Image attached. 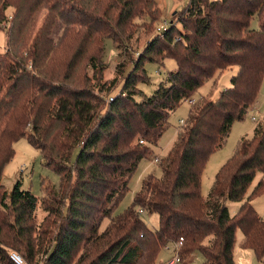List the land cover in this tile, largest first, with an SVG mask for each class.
<instances>
[{"label": "trees", "instance_id": "trees-1", "mask_svg": "<svg viewBox=\"0 0 264 264\" xmlns=\"http://www.w3.org/2000/svg\"><path fill=\"white\" fill-rule=\"evenodd\" d=\"M43 9L49 14L35 31ZM159 16L156 0H0V25L7 21L8 31L7 50L0 54V264H16L12 252L24 264H156L164 247L180 240L184 259L200 253L202 264H236L238 231L242 248L264 256V218L252 204L264 194V126L241 140L209 196L202 192L207 161L260 95L264 0H190L176 13L177 22L139 53L115 96L114 84L90 88L85 74L77 76L85 70L98 80L106 70L105 38L122 50L136 21L154 26ZM253 19L258 29L251 27ZM57 20L65 25L59 42L52 38ZM168 58L177 69L140 98L139 84L149 81L145 64L163 65ZM235 66L231 88L192 106L169 155L159 159L162 178L146 177L131 207L115 216L171 113L217 71ZM25 137L60 177L58 187H46L42 222L35 216L39 199L30 190L20 181L11 192L2 184L14 145ZM258 173L263 177L247 196ZM228 201L243 202L235 216ZM143 214H158L159 228L148 227Z\"/></svg>", "mask_w": 264, "mask_h": 264}, {"label": "rangeland", "instance_id": "rangeland-1", "mask_svg": "<svg viewBox=\"0 0 264 264\" xmlns=\"http://www.w3.org/2000/svg\"><path fill=\"white\" fill-rule=\"evenodd\" d=\"M156 2L160 9L158 21L154 26L151 25L148 20L136 21L137 25H134L132 28V34L123 39L122 50L117 47L118 43H115L112 38H105V54L103 61L106 70L104 71L103 76L98 77V80H93L92 72L88 71L86 73L85 70H78L77 76L80 75L82 79L85 74V77L91 80H86L85 84H88L90 88H95L100 85L101 87L106 86L108 88L110 87V84L111 86L114 84V86L111 87L112 90L110 95L115 96L119 94L124 85L125 78L133 69L134 60L138 58L139 53L144 50L150 40H152L156 34H159L157 29L165 20H167L169 24L174 20L173 23H176V13L180 14L183 12L189 5L190 0H156ZM13 12L12 9L8 10V20H11ZM48 14L49 11L43 9L39 15L36 16L35 31H38L40 27H42ZM6 23L7 21H3L2 25H0V54L5 53L7 50L8 31L4 29ZM251 27L253 29L259 28L257 19L251 21ZM64 29L65 25L63 22L57 20L52 33L53 40L59 42V38L62 36ZM75 30L82 32V28H79V26H77ZM119 67H122L121 71H119ZM144 67L149 77V81L147 83L139 84L138 90L141 93V95H139L140 98L152 95L158 86L166 81L168 74L177 69V63L175 60L168 58L165 59L163 65L156 62H147ZM237 72L238 67L236 66L225 71H217L191 99L194 100V103H192L191 100H187L171 113L168 120L169 127L167 131L164 133L158 144L151 148L150 157L144 159L140 163L130 182L129 191L114 212L115 216L124 214L131 207L133 199L136 193L140 191L142 182L146 177L153 175L157 178H162V161L156 162L155 160L157 158L160 160L167 158L176 142L178 129L187 124L192 106L194 104L196 106L203 97L213 100L218 98L222 91L232 87V78L237 75ZM108 100L109 102L112 101L111 98ZM182 120L186 122L184 125L180 123ZM258 125L264 126V78L257 104L248 112L244 120L234 123L225 145L212 154L207 161L202 176V192L205 198L209 196L214 186L216 176L221 168L236 154L241 140L244 138L252 139ZM14 149L15 155L5 167L2 184L8 192H11L14 185L20 181L23 189L30 190L39 199L35 216L37 222H42L47 215L43 210L41 201L42 198L47 196L45 191L46 187H58L60 177L52 169L44 166V158L40 151L37 150L26 137L18 140L14 145ZM77 154L78 149L75 150L73 158H75ZM262 177V173L257 174L251 188L248 190L247 196L252 195ZM242 204L243 202L228 201L227 207L230 214L235 216ZM252 204L259 215L264 218V194L253 198ZM142 217L144 222L151 229L155 230L159 228L160 219L158 214H143ZM107 224L108 220L105 221L103 227H106ZM242 239L243 233L238 231L234 250L236 264H264V256L258 257L252 250L241 247ZM166 248L167 247L165 246L164 250L159 254L156 264H161L168 257L167 251H165ZM76 258L78 259V257ZM185 260L187 264H202L203 256L200 253H195L193 255H187Z\"/></svg>", "mask_w": 264, "mask_h": 264}, {"label": "built area", "instance_id": "built-area-1", "mask_svg": "<svg viewBox=\"0 0 264 264\" xmlns=\"http://www.w3.org/2000/svg\"><path fill=\"white\" fill-rule=\"evenodd\" d=\"M169 25H170L169 22L167 20H165L162 23V25L157 29L159 34H163L167 30ZM191 102L194 103V100H191ZM180 123L182 125H184L186 122L184 120H182V121H180ZM155 161L160 162L159 158H157ZM182 247H183V241L182 240L176 242L172 246H167L166 250L171 252V257L167 261L166 264H187L186 260L184 258H182V256L180 255V251H181ZM11 259L16 264H24L22 258L16 253L11 254Z\"/></svg>", "mask_w": 264, "mask_h": 264}, {"label": "crops", "instance_id": "crops-1", "mask_svg": "<svg viewBox=\"0 0 264 264\" xmlns=\"http://www.w3.org/2000/svg\"><path fill=\"white\" fill-rule=\"evenodd\" d=\"M167 251V250H165ZM167 254H168V257L165 259V261L163 263H167V261L170 259L171 257V252L170 251H167Z\"/></svg>", "mask_w": 264, "mask_h": 264}]
</instances>
